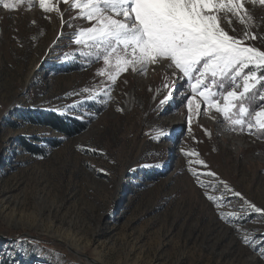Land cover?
<instances>
[{"label":"rangeland","instance_id":"1","mask_svg":"<svg viewBox=\"0 0 264 264\" xmlns=\"http://www.w3.org/2000/svg\"><path fill=\"white\" fill-rule=\"evenodd\" d=\"M52 3L72 27L39 0L0 5V264H264V215L249 207L264 210V136L254 124L230 130L164 65L121 72L89 100L86 88L111 84L109 69L74 43L89 22ZM245 7L264 35V6ZM245 43L264 50V39Z\"/></svg>","mask_w":264,"mask_h":264},{"label":"snow or ice","instance_id":"2","mask_svg":"<svg viewBox=\"0 0 264 264\" xmlns=\"http://www.w3.org/2000/svg\"><path fill=\"white\" fill-rule=\"evenodd\" d=\"M23 2L0 0V5L15 10ZM246 2L248 0H63L70 9L78 10V17L72 19H83L90 25L74 33V43L95 49V59L102 57L109 69L111 84L103 93L93 94L86 88L84 91L90 93L88 99L95 101L108 95L121 72L129 69L145 72L150 65H164L174 69V74H181L180 78L191 87L192 93L202 97V104L221 113V122H229L230 130H236L235 126L239 125L240 131H244L246 126L251 134L254 124L264 136V104L257 105L259 110L247 104L256 85L264 87V50L245 43L250 39H264V35L251 31L255 18L245 7ZM250 2L264 6V0ZM39 6L45 13H60L52 0H39ZM233 19L243 26L239 36L230 35L225 28L227 24L231 31H236ZM62 23L73 26L71 19L63 21L62 18ZM97 74L104 72L100 70ZM241 87L242 90L237 91ZM170 97L171 93L166 99ZM183 99L191 112L192 97ZM258 99L264 101V93H258ZM199 107L196 106L197 110ZM253 112L254 121L248 119ZM206 175L215 176V173ZM220 183L225 190L232 191L226 183ZM233 195L241 197L239 192ZM207 198L214 200L212 195ZM249 207L264 215V210L251 204Z\"/></svg>","mask_w":264,"mask_h":264},{"label":"trees","instance_id":"3","mask_svg":"<svg viewBox=\"0 0 264 264\" xmlns=\"http://www.w3.org/2000/svg\"><path fill=\"white\" fill-rule=\"evenodd\" d=\"M40 117H41V120H43L45 124H48L54 128H57L61 130L62 132L71 134L78 130V128L75 126L76 124L65 123L59 117H55L54 115H52L51 112H46V113L42 112ZM23 144L27 147L30 146L29 144H26V143H23ZM30 150L37 152L35 150V147H32Z\"/></svg>","mask_w":264,"mask_h":264},{"label":"bare ground","instance_id":"4","mask_svg":"<svg viewBox=\"0 0 264 264\" xmlns=\"http://www.w3.org/2000/svg\"><path fill=\"white\" fill-rule=\"evenodd\" d=\"M162 66H163V65H162ZM155 67H156V66H155ZM156 68H157V67H156ZM156 68H155V69H156ZM161 71H162V70H161ZM156 72H159V71H156ZM171 74H172V73H171ZM238 146H239V145H238ZM239 147H240V146H239Z\"/></svg>","mask_w":264,"mask_h":264}]
</instances>
